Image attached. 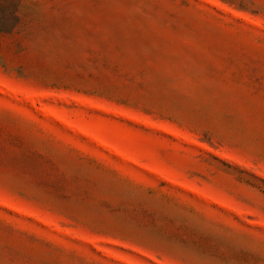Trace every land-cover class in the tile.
<instances>
[{"label": "rangeland", "instance_id": "1", "mask_svg": "<svg viewBox=\"0 0 264 264\" xmlns=\"http://www.w3.org/2000/svg\"><path fill=\"white\" fill-rule=\"evenodd\" d=\"M0 264H264V0H0Z\"/></svg>", "mask_w": 264, "mask_h": 264}]
</instances>
